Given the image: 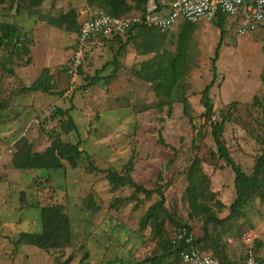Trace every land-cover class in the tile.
I'll list each match as a JSON object with an SVG mask.
<instances>
[{
	"label": "rangeland",
	"instance_id": "374dc122",
	"mask_svg": "<svg viewBox=\"0 0 264 264\" xmlns=\"http://www.w3.org/2000/svg\"><path fill=\"white\" fill-rule=\"evenodd\" d=\"M84 1L0 0V22L14 24L20 42L0 44V264H183L175 254L162 257L166 241L182 226L190 228L199 252L223 264H243L242 231L252 228L264 238V193L254 191L228 217L234 173L218 156L212 125L224 121L223 144L252 173L264 151V29L241 35L238 20L227 16L222 36L216 20L194 24L187 65L167 98L143 65L175 53L186 21L178 19L165 32L136 28L118 40L91 43L73 82L68 69L77 29L58 20L78 12ZM96 72L98 80L90 82ZM32 85L41 88L28 90ZM207 85L210 114L202 99ZM68 118L72 128L64 126ZM51 132L79 144L76 168L67 161L58 169L13 166L21 138L33 153L42 152ZM195 158L206 175L199 204L222 220L208 223L204 239V212L200 207L197 214L187 195ZM127 170L155 192L147 197L107 180L109 171ZM159 193L166 213L157 233L149 225L140 228V221ZM51 205L68 215L71 237L44 249L33 239L42 233L41 207Z\"/></svg>",
	"mask_w": 264,
	"mask_h": 264
},
{
	"label": "trees",
	"instance_id": "16d2710c",
	"mask_svg": "<svg viewBox=\"0 0 264 264\" xmlns=\"http://www.w3.org/2000/svg\"><path fill=\"white\" fill-rule=\"evenodd\" d=\"M95 1L96 0H85L84 5H88L94 8H101L109 14L115 16L140 14L144 11L145 5L147 3V0H130V3H128L126 0H103L102 2H98V4H95ZM223 17H225V15L217 14V17L215 19L216 25L220 29L221 36L224 34L225 31L223 25ZM64 21L73 22L75 28L77 29L76 33H78L80 28V19L76 10L64 14V16H62V18L58 20V24H61ZM194 24L196 23L184 22V24L180 28L179 33L177 35V45L174 54L165 55V58H163V56H160V58L153 60L151 63H145L143 65L146 71L145 73L148 75L149 80H151V78L157 80V83L155 84V89L158 92H162L167 98L170 97V92L174 84L177 82L180 76H182L184 68L187 65L188 43L194 31ZM136 28H143L145 30L151 29L153 31L160 32L155 28L133 25L127 31V34H130ZM16 31L17 28L14 24L0 22V44H5L8 41L14 40V47L20 46L19 35L16 33ZM120 38L121 36L112 37L113 40H118ZM220 44L221 43L219 42L216 46L215 56L212 58L213 69L215 68L214 62L218 57V50L220 48ZM97 76L98 75L96 72L95 75L90 78V82L97 81ZM261 77L264 86V72L261 74ZM214 81L215 77L212 79L210 84H212ZM39 88H41L40 85H32L27 89L37 90ZM208 91L209 85L204 88L202 96V99L204 100L206 114H210L212 110V107L210 106V99L207 94ZM61 113V110H57V114ZM223 122H221L220 124L212 125V135L215 139L218 156L223 159L227 165L231 167L234 173V187L236 196L229 207L230 212L228 217H230L235 215L240 209L245 206L247 200L254 191L264 193V183L261 180V175L264 172V151L256 160L252 173H245L241 169L240 165L233 161L227 148L221 140ZM64 126L72 128L74 126L72 118H68ZM50 137L51 142L49 146H47L42 152L35 153H33L31 151V148H29L28 142L24 138H21L18 143V146H20V148L17 150L16 155L12 160L13 166L15 168L22 169H58L63 166L62 161H67L70 167L76 168L78 165V159L83 153V151L79 147V144L65 142L60 139L55 132H51ZM106 177L112 186H118L125 183L134 187L135 191L142 192L147 197H150L151 194L155 192L153 189H147L144 186L137 184L130 177L129 170H127L125 174H119L115 171H109ZM205 177L206 175L202 172L199 159L195 158L189 168L188 179L191 180L192 185L187 188V195L189 198L190 205L195 210H197L196 213H202L198 210L200 209V207H202V211L204 212L205 217L202 226L204 236L202 239L206 238L208 235V223L210 221L215 223H219L222 221L209 211L208 206L199 204L198 199L202 194V192L199 191V188ZM159 195V200L150 205L142 216V219L140 221V228H144L146 225H149L152 227L153 231L157 233H159L162 229V224L165 220L163 214L166 213V209L164 206V196L162 193H159ZM40 219L42 225V233L33 239L34 243L37 246L44 249L60 247L61 241L59 240V238H61L63 242H69L71 237L70 220L68 215L63 212L61 206L51 205L41 207ZM182 228H185L186 232L190 233V228L188 226H182L180 229ZM180 229H178V231L172 237H170L169 240L166 241V245H168V250L167 252H164L162 254V257L168 254H175L179 258V252L181 249L184 248V242H175L174 238ZM22 237L29 238L30 234H24ZM195 241L196 240L193 239V241L191 242L193 247H195ZM259 242L261 244V241H258L257 243L259 244ZM149 259H154V257L146 258V260ZM220 263L223 264L222 262Z\"/></svg>",
	"mask_w": 264,
	"mask_h": 264
},
{
	"label": "built area",
	"instance_id": "2783aa9c",
	"mask_svg": "<svg viewBox=\"0 0 264 264\" xmlns=\"http://www.w3.org/2000/svg\"><path fill=\"white\" fill-rule=\"evenodd\" d=\"M77 13L80 28L68 69L73 82L78 77L84 51L90 43L123 35L133 25L165 32L178 19L190 23L210 22L216 19L217 14H223L238 20V33L241 35L264 29V0H147L140 14L115 16L88 5H83ZM174 241L184 242V248L179 252L183 264H221L193 247L192 235L185 228L179 230ZM258 241H261V253L257 251ZM241 242L244 247L243 264H264V238L260 239L252 228H246L241 233Z\"/></svg>",
	"mask_w": 264,
	"mask_h": 264
},
{
	"label": "crops",
	"instance_id": "0c3cea01",
	"mask_svg": "<svg viewBox=\"0 0 264 264\" xmlns=\"http://www.w3.org/2000/svg\"><path fill=\"white\" fill-rule=\"evenodd\" d=\"M102 40H103V39H102ZM98 42H99V41H98ZM92 43H93V42H92ZM96 43H97V41H96ZM90 44H91V43H90ZM90 44H89V45H90ZM89 45H88V46H89ZM87 48H88V47H87ZM243 249H244V248H243ZM243 253H244V252H243ZM243 257H244V254H243Z\"/></svg>",
	"mask_w": 264,
	"mask_h": 264
}]
</instances>
